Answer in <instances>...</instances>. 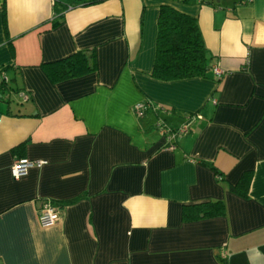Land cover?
Wrapping results in <instances>:
<instances>
[{
  "label": "crops",
  "instance_id": "1",
  "mask_svg": "<svg viewBox=\"0 0 264 264\" xmlns=\"http://www.w3.org/2000/svg\"><path fill=\"white\" fill-rule=\"evenodd\" d=\"M162 3L194 16L219 80L149 74ZM77 50L94 68L52 81L44 63ZM142 100L158 107L147 130ZM187 113L200 118L168 147L161 129ZM18 157L45 162L15 178ZM244 171L242 196L227 184ZM215 198L223 214L181 220ZM44 199L59 211L46 226ZM220 251L264 264V0H0V264H220Z\"/></svg>",
  "mask_w": 264,
  "mask_h": 264
},
{
  "label": "trees",
  "instance_id": "2",
  "mask_svg": "<svg viewBox=\"0 0 264 264\" xmlns=\"http://www.w3.org/2000/svg\"><path fill=\"white\" fill-rule=\"evenodd\" d=\"M179 1L191 2L193 0ZM197 1L212 2V0ZM56 12H58V15L62 13L61 11ZM211 58V55L206 52L194 16L179 11L170 4H160L156 18L154 56L149 74L160 80L190 76L211 77L210 72H213L212 66L214 65ZM94 65L92 50L88 53L84 50H77L49 63H44L43 66L48 77L55 81L89 72L94 68ZM219 77L218 75L215 79L219 80ZM142 103L144 107L140 113L136 114V117L141 127L147 130L156 126L158 107L149 100H142ZM171 141L173 140L171 139ZM209 166L211 165L209 164ZM215 173L220 180L219 174ZM249 177L250 172L244 171L235 183H228L227 187L233 192L245 196ZM71 200L73 199L69 201ZM224 212L225 205L221 199H207L182 204L180 218L182 221H187L202 216L221 215ZM217 259L220 264H226V252L220 251L217 254Z\"/></svg>",
  "mask_w": 264,
  "mask_h": 264
},
{
  "label": "built area",
  "instance_id": "3",
  "mask_svg": "<svg viewBox=\"0 0 264 264\" xmlns=\"http://www.w3.org/2000/svg\"><path fill=\"white\" fill-rule=\"evenodd\" d=\"M212 71L217 76L220 75L221 73V70L216 65L212 66ZM143 107H144V104L142 103V101H138L133 105V111L135 112V114H138L141 112ZM192 116H196L200 118V115H197V114L193 115L191 113L190 114L187 113L184 116L185 118L184 122L176 126L175 128H166L163 130L161 129L162 126H160V129L163 131V133H165V138L167 139L166 145L168 147L172 146L171 138H174L175 135L184 133L188 130V125H189V122ZM157 124L158 122H156V125ZM44 162L45 160L43 159H30L27 157H18L14 159L13 162L11 163L9 167V172L12 177L16 178L18 176L25 174L28 167L33 166V165L39 166ZM58 216H59V211L56 205L50 199H44L42 203L40 204L38 211H37V220L39 224L43 226L51 225L57 221Z\"/></svg>",
  "mask_w": 264,
  "mask_h": 264
},
{
  "label": "rangeland",
  "instance_id": "4",
  "mask_svg": "<svg viewBox=\"0 0 264 264\" xmlns=\"http://www.w3.org/2000/svg\"><path fill=\"white\" fill-rule=\"evenodd\" d=\"M167 122H168V119H167ZM178 126V125H175V127Z\"/></svg>",
  "mask_w": 264,
  "mask_h": 264
}]
</instances>
